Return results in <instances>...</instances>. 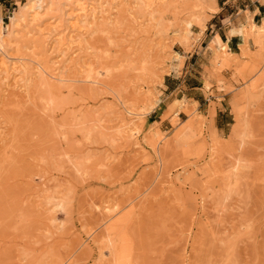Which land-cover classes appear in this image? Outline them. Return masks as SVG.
Masks as SVG:
<instances>
[{
  "label": "rangeland",
  "instance_id": "374dc122",
  "mask_svg": "<svg viewBox=\"0 0 264 264\" xmlns=\"http://www.w3.org/2000/svg\"><path fill=\"white\" fill-rule=\"evenodd\" d=\"M200 3L206 5L207 0ZM165 4L155 8L159 11L155 17L162 21L157 31L170 34L166 42L157 35L163 40L160 52L161 40L145 36L150 33L148 11L135 16L144 31L137 22L136 28L131 25L133 16H128L129 25L122 22L119 33L99 32L88 38L98 48L94 54L99 60L93 54L92 65L108 71L100 78L106 88L95 92L88 85L69 84L56 94L34 81L29 99L22 92L0 99V128L5 135L0 140V264H264V86L253 90L260 94L251 107H245L242 99L264 68L257 65L256 50L251 48L256 54L242 55L240 50L218 74L209 47L218 27L205 38L213 14L198 10L195 1ZM18 7V2L12 6L6 23ZM233 13L235 9L229 8L226 15ZM52 16L45 15L40 27L55 25ZM185 21L194 22L193 34L181 44L176 33ZM18 34H24L23 29ZM24 41L15 37L6 44L12 56L25 55L32 63L39 48ZM62 50L54 55L59 57ZM240 66L250 68L242 72L250 75H240ZM200 78L206 99L198 91V103L186 95L188 85ZM219 82L226 89L221 90ZM179 83L173 92L167 90V85ZM140 88L153 92L146 103L152 102L147 105L150 109L145 99L136 97ZM18 97L22 103L16 102ZM119 98L139 110L147 108V114L143 110L146 116L138 137L110 146L118 122L112 123L111 132L99 135L92 131V120L126 117ZM238 108H250L251 134L243 138L242 149L234 136ZM95 111L97 115L92 114ZM181 130L177 141L175 134ZM238 163L240 175L232 178L231 169ZM48 201L60 207L49 210ZM107 204L120 207L110 235L104 232L97 210ZM91 234L96 241L89 240ZM110 236L118 250L116 262L106 248Z\"/></svg>",
  "mask_w": 264,
  "mask_h": 264
},
{
  "label": "bare ground",
  "instance_id": "6f19581e",
  "mask_svg": "<svg viewBox=\"0 0 264 264\" xmlns=\"http://www.w3.org/2000/svg\"><path fill=\"white\" fill-rule=\"evenodd\" d=\"M175 1H177V0H175ZM178 1H180V0H178ZM182 1L184 3H189L190 1L191 2L195 1V3H197V5H198L197 6L198 10L199 9H201V10L202 9H208L212 14H215L219 11L218 8L215 6V0H207L206 5L201 4L200 0H182ZM165 3H166V0H28L26 4H20L18 2V6H19L18 9H15L12 12L11 16H9V18H8L7 23L6 22L3 23L2 19L0 18V99H2V96L8 95V94H10L9 96H11V97L13 96V98H15L16 95H18V93H20V92H22V94L25 93L26 95H22V96H25V98L29 99V97L32 96L31 88L33 86V83H36L34 81L40 82L46 88L48 87L51 91H53L56 94H61L63 92V89H65V87L68 88L67 86L69 84H72L74 86L75 85L79 86L80 84L81 85L83 84L86 86L88 85L87 87L91 88L92 91H95V92L98 90L99 91L102 90L101 88H104L105 86L107 87L108 85H105V82H102L103 80L100 78L103 77L104 74H108L107 73L108 71L107 70L104 71L106 69L104 67L102 68L103 71L102 70L99 71L98 69L100 67L98 68L97 66H93V65H95V64H93L95 61L91 62L90 59L92 58V56L95 52V49H98V48H95L96 45L93 46L92 45L93 43H89L88 38L94 39V36H96L97 33H98L97 35H99V32L101 33V35H102V33L103 34L105 33V36H107L108 34L116 33V32L119 33L118 31L122 29L121 28L122 26H120V25H123L122 22H124L126 20L125 18H127L128 16L129 17L133 16V18H130L131 20L133 19L132 20L133 24H131V25H134L135 28H136V26L137 27L139 26V28H140V26L143 24H141V22L138 23L137 19H136L137 17H135V16H137L138 13L140 14V12L142 13L143 11H148V12H150V14H148V15H150L149 18H150V22H151L150 33L146 31L147 35H145V36L149 37V35L152 34V37L156 36L155 38L157 40L164 39V42H166L167 40H165V39L166 38L168 39L170 37V34L167 31V32H165V35H163V36L160 35V32L157 30L161 29L162 21H161V19L159 21L156 18L157 16L155 17V15L159 13V11L155 10V8L159 7V5L164 6V5H166ZM152 9H154L155 11L152 12L153 11ZM43 12L45 14H43ZM146 13H144V14H146ZM45 15H48V16L53 15L52 20H53V23L55 24V25L50 26L49 29L47 28L48 30L47 29L44 30L43 28L40 27V23L42 22L41 20L44 18ZM146 15L144 18H146ZM196 19H197V17H196ZM249 19H250V22L249 23L247 22L248 24L244 27L243 33H242L243 34L242 35L243 44L241 45V48H240L242 51L241 54L246 55V54H249L250 52L252 54L257 53L256 55L258 56L259 63L258 64L255 63V64H257L258 66L261 64L262 67L264 68V20H263L262 25H257L255 23H253L254 21L251 18H249ZM129 20H127V22ZM141 20H142V18H141ZM146 21H149V20L146 19ZM136 22L138 23L137 25H136ZM127 24L129 25V23H127ZM183 24L184 25L182 27H179L180 30H178L176 33V39H177V37H179L181 44H183L182 41L185 40V42H186L187 40H190L192 38V37H190V35L193 34L192 28L194 26V22L193 21H185ZM196 24H197V22H196ZM142 28H143L142 31L146 30V28L144 29L143 26H142ZM142 28H140V29H142ZM21 29H23L24 34L19 35L18 31H20ZM140 29H139V31H141ZM147 29L149 31V26ZM124 31H126V30L124 29ZM128 31L130 32L129 29H128ZM133 31L135 32V30L132 29V32ZM140 34H143V33H140ZM157 35H159V37H161V39L157 38ZM15 37H19V39L25 40L24 42H26V41L30 42L31 41L36 46H38L39 49L34 51V53L32 55L33 57H32V59H30L32 61V63L27 62V60H26L27 58L25 57V55L14 57L10 54V51L8 50L9 47L7 46L6 43ZM149 39H152V38L150 37ZM109 40H110V37H109ZM135 40H136V37H135ZM153 42H155V41H153ZM162 42H163V40L158 42V44H160V46H158V45L157 46L160 48L156 47V48H158L159 52L163 50L161 47L163 45ZM185 42H184V44H185ZM64 46H66L65 49H64ZM60 47H62L63 50L60 51L61 55H59V57L58 56L56 57L54 54H55L56 50H58V48H60ZM151 47H155V46H151ZM184 47H185V45H184ZM209 47L212 50L214 61L217 62L216 66H218V69H217L218 71H216V72H220L218 74H221V71H223L224 69L228 68L231 65V62H232L231 57H233V56L235 57V55H234V53L229 51L227 44L222 43L220 47H215L214 42H211ZM251 48H254L256 50L255 51L256 53L254 52V49L252 50ZM71 50H73V51L77 50L78 53H76V54L74 53L75 54L74 55L73 51H71ZM106 50H107V48H106ZM158 51H156V54H159V53H157ZM71 53L75 57L73 55H70L72 57L71 58L69 56V54H71ZM94 55L95 56H93V57L97 56V54H94ZM127 57H128V55H127ZM58 58H60V59H58ZM96 58H98V57H96ZM177 58H179V57L177 56ZM93 59H92V61H93ZM180 59H181V57H180ZM98 60H99V58H98ZM97 64H98V62H97ZM155 64L157 65V63H155ZM255 64L253 66H256ZM239 65H241V64H239ZM244 66L246 67L247 65H244ZM244 66H243V68H241L242 66H240V68L242 70L239 67H238V69L236 67L237 70H241V72H239V74L240 75L242 74L243 76L246 74V72H245V74L242 73L243 70H245L247 72H248L247 69L250 70V68H245ZM253 66H251V67L253 68ZM262 71H263V73L261 74V77H259L261 81L259 79L257 80L256 76H255V79L257 80L256 82L257 83L260 82L261 84L257 85L256 82L254 81V83H255L254 85L255 86L257 85V86L255 87L253 85H251V86L248 85L250 88L246 87V90H244V92L242 93V99L245 102H247L245 107H247V104L249 105V107H251L250 105H253V103H255L257 101V100H255L256 98L254 99V97H256V95H258V93L260 94V91L257 94H255L254 92H257L259 89L263 88V86H264V69ZM72 72H73V74H72ZM251 72H253V71H251ZM237 73H238V71H237ZM247 75H250V74H246V77H247ZM242 78L245 79V77H242ZM255 79L253 78L252 80L251 79L250 80H251V82H253V80H255ZM250 80L248 82L251 84ZM219 83H221V82H219ZM221 84L222 85H220L219 88L221 90L226 89L224 83L222 82ZM254 89L257 91L253 92ZM145 90H146V88H140V89H138V91H136L135 94L138 95V96L136 95L137 98L141 97L142 99H145L146 102L145 101L144 102L146 105V103L149 101V98L151 97V99H152L153 92L151 93L150 89L146 90L148 92H145ZM149 92L151 95L148 94ZM122 99H124V98H122ZM122 99L119 98L117 100H118L119 104L121 105V107L124 109L126 117H124V115L122 116V114H121L122 112H121L120 113L121 116H117L115 120L110 121L109 120L110 118L108 120H104L103 118H98V117L96 118L95 116H94L95 118L92 120V123H93L92 131L93 132L96 131L97 133H99V135L101 133H102L101 135L104 134L103 130H105V131L109 130L110 131V126L113 127L112 125H114V124L117 125L116 122H118L119 126L117 128L115 127V129H116L115 131L117 132V135L111 139L112 143L110 144V146H114V145L118 144V142H122L125 140L130 141V140L134 139L135 137H138V135H140L139 130H142L141 125L143 124V118L147 114V108H149V107H147V105L152 104V102L150 101L146 105V107H147L146 111L144 110L145 108H143L144 112L146 113L145 114L143 112V110H141V109L139 110L133 106H128L129 104L127 105V103L125 101H123ZM20 100L18 97L16 102L22 103ZM135 101H136V99H135ZM138 101H139V99H138ZM175 102L179 103V105H180V103H182L181 100H178ZM194 104H195V102H194ZM9 105H11V104H9ZM179 105H178V107H179ZM245 107H243V108H245ZM238 109L239 110L236 111V116H237V119L239 121L238 122L239 125H238V130L234 132V136L236 138L240 139V144H241L240 148L242 149L243 145H244V139L243 138L247 137V135L249 133L251 134V132L248 133V130L250 129L249 125H251V123L248 124V119H250V118H247V115H248L250 108H246L247 110L249 109L248 111H246L244 109L240 111L241 108H238ZM149 111L150 110H148V112ZM0 113H2V112H0ZM97 113H98V111L92 112L93 115H97ZM89 115H91V114H89ZM248 116H250V114ZM113 122H114V124H112ZM184 130H181L178 133L176 132L177 135L175 134V138L177 137V139H176L177 141H179V139H181V137L184 133ZM157 134H159V133H157ZM111 136H112V134H111ZM159 136H160V134H159ZM104 137L106 138V136H104ZM248 137H250V136H248ZM4 138H5V135L3 133V130H1V128H0V140L2 141ZM115 138H117V139H115ZM245 140H246V138H245ZM134 146L136 148L144 149V147H142V145L140 143H135ZM148 147L154 148V145H150ZM165 148L166 147H164V149ZM154 149H157V148H154ZM158 149L161 150L162 148L160 147ZM164 149H162V152ZM167 150H168V148H167ZM155 152H157V150H155ZM159 155H160V153H159ZM162 157L163 156H161V159L163 161ZM161 163H163V162H161ZM239 165H240V163H238L237 165H235L231 169L230 176H232V178L233 177H235V178L239 177V175H240L239 171L241 172ZM162 170H164V169H162ZM209 170L210 169H208V172H209ZM111 202H112V200H111ZM133 202H134V200L131 201V203L129 202V204L132 205ZM50 205H51V202L48 201L45 206L49 207ZM51 206H52V208L50 207L49 210H52V211H55L58 207H60L59 205L58 206L51 205ZM97 210L100 213L99 215L102 217L103 223H101V224L105 226V228H103V229H105L104 232H107L110 235L111 231L117 226V223H113V222L115 220V217H117L120 214V207L117 205L107 204L104 207H97ZM121 212H123V211H121ZM52 217H53V215H52ZM50 219H52V218H50ZM99 226H100V224H99ZM92 236H93L92 234L88 236L89 240L94 239ZM82 245L86 246V243L84 242ZM107 245L108 246L106 248L109 247L108 249H110V253H111V255H113L115 262L118 261L119 259H118V255H117L118 254L117 246H116L115 240L111 236L108 239ZM119 262L120 261H118L116 263L119 264Z\"/></svg>",
  "mask_w": 264,
  "mask_h": 264
},
{
  "label": "crops",
  "instance_id": "0c3cea01",
  "mask_svg": "<svg viewBox=\"0 0 264 264\" xmlns=\"http://www.w3.org/2000/svg\"><path fill=\"white\" fill-rule=\"evenodd\" d=\"M16 0H0V18L5 23L6 15L10 12V9ZM215 6L218 8V12L213 14V18L210 21V27L205 33V38L209 36L211 28L217 26L218 29L214 28L212 31V40L215 47H220L221 44H227L229 51L237 55L240 53L241 45L243 44L242 33L244 27L250 22L251 18L253 23L262 25L264 20V0H215ZM230 9H235V13L232 15H226V12ZM215 22V25L213 24ZM248 22V23H247ZM211 44V43H210ZM236 76L233 75L232 80ZM230 79V78H229ZM181 81V80H180ZM199 83L188 85L186 98L200 102L197 94L205 98L204 94V80L198 79ZM186 82V81H183ZM180 82L181 84L183 83ZM180 83L174 86H166L167 90L174 91ZM215 88V85H214Z\"/></svg>",
  "mask_w": 264,
  "mask_h": 264
}]
</instances>
